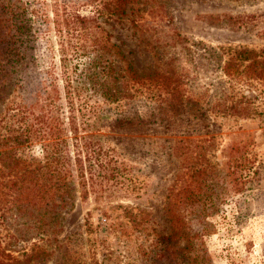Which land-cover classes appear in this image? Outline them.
Masks as SVG:
<instances>
[{"label":"rangeland","instance_id":"obj_1","mask_svg":"<svg viewBox=\"0 0 264 264\" xmlns=\"http://www.w3.org/2000/svg\"><path fill=\"white\" fill-rule=\"evenodd\" d=\"M11 2L45 13L37 54L61 88L55 13L64 16L68 6L89 15L102 3ZM139 7L135 16L103 14L99 22L137 73L153 75L136 96L154 112L149 128L99 123L103 153L115 149L122 176L98 181L86 194L76 180L56 232L40 238L32 220L0 209L1 260L20 259L37 243L45 253L29 264H264L263 94L259 85L240 84L236 97H251V113L216 109L214 96L226 77L204 51L264 52V0H140ZM202 91L209 103L198 106ZM9 94L0 99V117ZM167 105L171 117L162 122L158 112ZM32 144L22 147L23 155L41 158V141ZM168 235L165 247L156 243Z\"/></svg>","mask_w":264,"mask_h":264},{"label":"trees","instance_id":"obj_2","mask_svg":"<svg viewBox=\"0 0 264 264\" xmlns=\"http://www.w3.org/2000/svg\"><path fill=\"white\" fill-rule=\"evenodd\" d=\"M11 1L0 0V99L5 93L12 95L0 117V203L10 205L0 209L16 210L32 220L41 238L49 230L57 231L62 210L74 196L76 180L86 194L89 187L97 189L98 181L122 176L115 149L103 153L99 123L112 120L119 126L148 129L154 112H147L136 96L153 75L137 73L111 32L99 22L103 14L135 16L143 11L140 0H100L102 5L89 15L67 10L68 6L64 16L55 13L61 88L51 69L40 66L37 54L39 35L47 25L45 13L36 14L27 5ZM215 19L219 24L218 16ZM132 23L138 24L135 18ZM204 48L208 62L217 58L218 70L226 77L214 96V107L247 116L251 97H236V89L240 84L259 85L264 98V52ZM172 92L167 93L168 101L174 97ZM205 95L204 91L199 94L196 105L207 102ZM166 108L170 107L158 112L162 122L171 117ZM35 141H41L42 157L23 155L22 147ZM171 240L170 235L161 236L156 243L165 247ZM44 251L36 243L30 254L24 252L22 258L10 261L0 259V264H29Z\"/></svg>","mask_w":264,"mask_h":264}]
</instances>
